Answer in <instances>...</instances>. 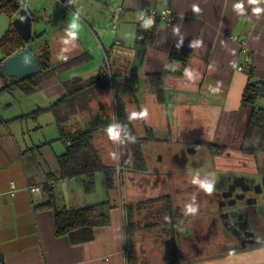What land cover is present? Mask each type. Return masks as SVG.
<instances>
[{
	"label": "crops",
	"instance_id": "1",
	"mask_svg": "<svg viewBox=\"0 0 264 264\" xmlns=\"http://www.w3.org/2000/svg\"><path fill=\"white\" fill-rule=\"evenodd\" d=\"M59 1L26 0L33 17L27 46L36 58L41 48H47L54 67L34 89L36 78L14 84V76H0V261L129 264L128 211L123 199L116 200L114 188L107 189L105 175L106 199L115 203L111 222L96 226L93 238L82 242L56 235L54 207L94 203L83 204V192L95 190L96 174L101 172L93 175L90 190L84 187L88 176L61 174L59 156L70 143L66 134L87 128L94 116L105 113L119 131L113 116L120 110V100L141 136L151 128L156 139L149 142L163 148L206 147V141L234 147L243 139L250 113L241 102L244 88L249 81H264V4L260 0ZM118 6L123 9L113 16ZM144 6H169L174 11L171 21L156 22L151 42L137 41L147 40L140 36L145 29L138 18ZM257 8L259 12L254 11ZM175 46L190 51L186 65L171 58ZM244 47L251 51L246 62ZM103 72L105 86L83 87ZM157 73L164 84L163 103L152 88L150 75ZM88 93L93 95L88 98ZM104 136L102 130L94 132L96 148L105 142ZM112 142L118 146L117 139ZM51 179L57 182L42 193L27 187ZM230 259L264 264V242L248 256H229L213 264Z\"/></svg>",
	"mask_w": 264,
	"mask_h": 264
},
{
	"label": "trees",
	"instance_id": "2",
	"mask_svg": "<svg viewBox=\"0 0 264 264\" xmlns=\"http://www.w3.org/2000/svg\"><path fill=\"white\" fill-rule=\"evenodd\" d=\"M20 0H0V14H7L14 17L19 10ZM142 41L139 38L138 42H151L154 38V30H141ZM35 37V36H34ZM30 40H25L15 26H11L5 36L0 40V48L6 56H11L17 53L19 50L25 48ZM190 51L175 46L171 51V58L181 61L183 65H186L190 58ZM37 60L40 63L42 70L34 75L27 77L28 80L36 78L31 85V89H34L38 85L39 80L45 76L48 69L53 68L48 56L47 48H41L40 53L37 55ZM152 88L156 94L159 102H165V89L162 80V75L151 74ZM107 74L98 73L93 76L92 82H86L83 87L99 88L105 86V79ZM24 79H15L14 84L20 83ZM12 86V84L10 85ZM93 93H88L89 98ZM120 109L115 113L113 119L116 123H119L121 129L118 131L119 136L117 138L119 157H120V169L127 167L131 170L145 172L146 161L141 147V140L153 141L156 139L151 128H147L146 133L141 134L136 130L131 123L129 117L123 108L122 101H118ZM242 104L244 106H250V113L247 121V125L243 134V143L245 141H251L248 149L251 152L262 151L264 152V81H249L247 82L243 94ZM113 124L111 116L107 113L104 115H96L87 128L78 130L74 133H67L66 140L70 139V143L67 146V150L63 155L59 156V169L61 174L65 177L86 175L89 177L85 187L87 190L92 188L94 183L93 175L97 171H103L105 175L107 189H113L115 186L114 172L116 167L105 164L101 158L98 149L93 144L94 132L96 130H102L108 134L107 129ZM135 142L133 143V141ZM209 149L214 155L222 153V149H219L217 145L212 142L206 141ZM120 171V170H119ZM158 202H165V207L170 215L169 223L172 224V233L174 235V213L175 207L173 206V200L170 194L159 195L137 201L136 203L126 204L128 211L127 215V243L129 244V264H148L145 260H141V263L137 261V257L131 254V247H133L132 236L136 230L138 221L132 220V215L137 208L139 211L149 205H154ZM115 207V203L107 198L103 201L88 204L81 207L73 208H57L54 207L55 217V232L57 236L69 235L73 242H82L92 239L94 236V228L96 226L108 225L111 222V210ZM148 227V226H147ZM179 253L173 252V259L164 264H175L180 262ZM188 260V259H187ZM189 261V260H188ZM187 262V261H183ZM190 262V261H189ZM0 264H3L0 261Z\"/></svg>",
	"mask_w": 264,
	"mask_h": 264
},
{
	"label": "rangeland",
	"instance_id": "3",
	"mask_svg": "<svg viewBox=\"0 0 264 264\" xmlns=\"http://www.w3.org/2000/svg\"><path fill=\"white\" fill-rule=\"evenodd\" d=\"M59 2L65 4L63 0ZM106 136L103 137L105 142L102 141V144H98L97 149L108 164L116 167L114 172L116 184L113 189L116 200L121 202L123 199L126 205L136 203L142 199L170 194L175 207V217L178 222L174 229L179 232L178 238L172 233V224L169 223L170 215L165 207V202L146 206L141 211L135 209L132 220L134 222L138 221V223L132 236L134 246L131 247V254L137 257L139 263H141V260H145L148 264H164L173 259L174 251L181 255L179 257L180 262L175 264H213L217 260L229 256H248V252H223L217 245L208 244L207 238L204 236L206 234L205 226L208 225L205 213L207 193L193 181L211 182L213 176L216 175L214 171L210 170L214 163L206 147L200 146L197 152L192 153L185 151L181 146L172 145L173 147L163 148V144L141 140L140 144L146 161L145 172L140 173L127 167H122L119 171L117 169V165L120 166L118 146L115 142H112L108 134ZM243 141L242 139L234 147L228 148L232 150L230 151L233 156L232 159L241 156L240 150L250 152L248 147H250L251 141H245L244 143ZM163 152L164 156H162ZM197 159L204 161L202 166H199L200 164L194 165ZM214 159L215 164L218 166L222 165V161L225 160L223 155ZM207 169L211 171V173L208 172L210 176L205 174ZM95 179V190L90 194L83 192V204L89 201L96 203L106 199L103 171L98 172ZM81 187L83 186L81 185ZM82 189L84 191V188ZM188 204H193L197 208L195 215H185V206ZM68 207L73 208L71 204ZM184 231L187 233H184ZM210 241H214V238H211ZM203 246L213 250L209 257L202 254L204 251ZM197 257H202V259L192 260V258ZM243 258L241 257L242 260ZM241 262L230 259L226 264Z\"/></svg>",
	"mask_w": 264,
	"mask_h": 264
},
{
	"label": "flooded vegetation",
	"instance_id": "4",
	"mask_svg": "<svg viewBox=\"0 0 264 264\" xmlns=\"http://www.w3.org/2000/svg\"><path fill=\"white\" fill-rule=\"evenodd\" d=\"M205 144L214 163L210 170L216 175L211 180L214 182L213 191L206 195L205 213L208 225L205 226L204 236L208 244L217 245L223 252H249L264 242V152L240 150L241 156L232 159V150L227 146L214 143L222 149L221 154L214 155L206 142ZM198 149L192 145L184 150L194 153ZM221 155L225 160L218 166L214 158ZM203 163V160L197 159L194 165L202 166ZM210 170L207 169L205 174L209 175ZM175 216L176 213L174 227L178 222ZM173 232L178 238L179 232L176 229ZM211 238H214V241H210ZM202 248V254L206 257L213 253L211 248Z\"/></svg>",
	"mask_w": 264,
	"mask_h": 264
},
{
	"label": "water",
	"instance_id": "5",
	"mask_svg": "<svg viewBox=\"0 0 264 264\" xmlns=\"http://www.w3.org/2000/svg\"><path fill=\"white\" fill-rule=\"evenodd\" d=\"M32 24L33 17L26 6L21 7L14 17L4 13L0 14V40L13 25L20 35L28 41L32 39ZM41 70L42 67L29 46L11 56H6L0 48V74L2 77L14 76L21 80Z\"/></svg>",
	"mask_w": 264,
	"mask_h": 264
},
{
	"label": "built area",
	"instance_id": "6",
	"mask_svg": "<svg viewBox=\"0 0 264 264\" xmlns=\"http://www.w3.org/2000/svg\"><path fill=\"white\" fill-rule=\"evenodd\" d=\"M264 4V0H260ZM19 6L20 8L23 6H26V0H20L19 1ZM19 8V9H20ZM123 9L122 6H118L116 9L112 11V15L116 16L121 10ZM19 11V10H18ZM17 11V13H18ZM139 24L142 27L146 21L151 19L153 21L152 25L148 28H144L145 30H152L158 20H163V21H171L174 18V11L172 10L171 7L165 6L161 8H156V7H148L144 6L139 10ZM112 28H116L117 25L116 23L111 24ZM119 42V41H117ZM251 56V51L249 47H244L243 48V60L246 62L250 59ZM240 69H243V65L239 66ZM117 169H120V166L117 165ZM57 182V179H51L47 183L43 184H28V189L32 191L33 193H42L45 191L49 186L54 185Z\"/></svg>",
	"mask_w": 264,
	"mask_h": 264
},
{
	"label": "clouds",
	"instance_id": "7",
	"mask_svg": "<svg viewBox=\"0 0 264 264\" xmlns=\"http://www.w3.org/2000/svg\"><path fill=\"white\" fill-rule=\"evenodd\" d=\"M257 0H250V3H256ZM237 9L241 8V5L237 4L235 6ZM198 10V9H196ZM254 11L259 12L260 9H254ZM153 21L151 19H149L148 21H146V23L142 26L144 28H148L152 25ZM108 135L110 139H116L119 136V132L117 130V128L115 126L110 125L109 128L107 129ZM135 142V140L133 141V143ZM193 183L198 184L199 187L201 189H203L206 193L211 194L213 191V187H214V182H204V181H199V180H194ZM185 215L191 214V215H195L197 212V208L195 206H193V204H188L185 206Z\"/></svg>",
	"mask_w": 264,
	"mask_h": 264
}]
</instances>
